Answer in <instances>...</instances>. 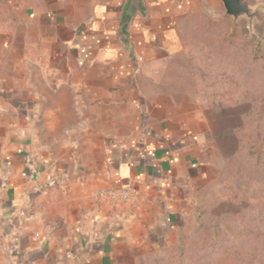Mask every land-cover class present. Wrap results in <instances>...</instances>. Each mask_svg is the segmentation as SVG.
<instances>
[{
    "label": "crops",
    "instance_id": "obj_1",
    "mask_svg": "<svg viewBox=\"0 0 264 264\" xmlns=\"http://www.w3.org/2000/svg\"><path fill=\"white\" fill-rule=\"evenodd\" d=\"M247 2L253 32L222 0H0V264H140L174 241L205 175L203 88L237 84L239 51L254 65L264 48V0ZM208 34L216 76L144 89L147 68L191 58ZM64 112L84 134L67 162L40 143Z\"/></svg>",
    "mask_w": 264,
    "mask_h": 264
},
{
    "label": "rangeland",
    "instance_id": "obj_2",
    "mask_svg": "<svg viewBox=\"0 0 264 264\" xmlns=\"http://www.w3.org/2000/svg\"><path fill=\"white\" fill-rule=\"evenodd\" d=\"M215 39L218 36L200 37L193 48L200 47L202 51L191 50V58L175 65L165 63L159 70L147 68L143 73L144 89L153 93L191 88V84L165 80L153 83L150 76L164 79L171 76L176 80L216 76L218 43ZM224 51L221 56L226 55ZM247 53L239 51V66L233 71L239 77L237 84L208 80L203 88L207 103L204 118L211 141L205 152L204 178L191 186L190 218L172 243L140 264H264V62L250 64ZM59 121L56 131V127L50 126L51 131L41 133L40 143L45 146L41 152L47 159L62 158L67 162L80 150L75 142L84 135L82 120L80 115L64 112ZM77 122L78 131L75 130ZM39 126L37 119L33 127L39 130ZM87 150L81 148L82 153ZM98 155L99 152L95 153Z\"/></svg>",
    "mask_w": 264,
    "mask_h": 264
},
{
    "label": "water",
    "instance_id": "obj_3",
    "mask_svg": "<svg viewBox=\"0 0 264 264\" xmlns=\"http://www.w3.org/2000/svg\"><path fill=\"white\" fill-rule=\"evenodd\" d=\"M226 15L233 17L234 21H238L239 17H245L248 22L247 29L250 32L254 30L253 19L258 18L260 9H253L247 0H222Z\"/></svg>",
    "mask_w": 264,
    "mask_h": 264
},
{
    "label": "trees",
    "instance_id": "obj_4",
    "mask_svg": "<svg viewBox=\"0 0 264 264\" xmlns=\"http://www.w3.org/2000/svg\"><path fill=\"white\" fill-rule=\"evenodd\" d=\"M256 61L264 62V48H262L261 46L255 47L254 64Z\"/></svg>",
    "mask_w": 264,
    "mask_h": 264
},
{
    "label": "built area",
    "instance_id": "obj_5",
    "mask_svg": "<svg viewBox=\"0 0 264 264\" xmlns=\"http://www.w3.org/2000/svg\"><path fill=\"white\" fill-rule=\"evenodd\" d=\"M109 194H111V195H115L116 194V192L115 191H112V192H109ZM118 195L121 197V198H126V196H127V193L126 192H119L118 193Z\"/></svg>",
    "mask_w": 264,
    "mask_h": 264
}]
</instances>
